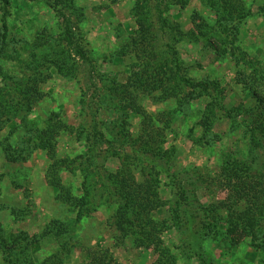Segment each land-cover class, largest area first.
Segmentation results:
<instances>
[{
	"label": "rangeland",
	"instance_id": "obj_1",
	"mask_svg": "<svg viewBox=\"0 0 264 264\" xmlns=\"http://www.w3.org/2000/svg\"><path fill=\"white\" fill-rule=\"evenodd\" d=\"M69 54L73 74L49 64ZM37 69L41 99L7 100ZM137 73L151 76L131 90L155 127L119 101ZM0 90V264H91L89 248L110 264H154L162 248L168 264H264V0H0ZM57 124L53 156L35 144ZM55 159L63 185L91 193L81 219L48 181ZM224 168L253 203L230 212ZM125 169L166 203L161 241L114 226L109 177ZM54 220L67 234L43 235Z\"/></svg>",
	"mask_w": 264,
	"mask_h": 264
},
{
	"label": "trees",
	"instance_id": "obj_2",
	"mask_svg": "<svg viewBox=\"0 0 264 264\" xmlns=\"http://www.w3.org/2000/svg\"><path fill=\"white\" fill-rule=\"evenodd\" d=\"M5 2L9 0H4ZM69 25L71 26V22L68 21ZM66 37L68 42V46L73 47V43L71 41V36L73 35L72 27L68 28L66 31ZM131 43L134 45H137L138 40L134 37L131 38ZM69 49V48H68ZM75 49V52L80 55V57H83L86 59V56L83 55V53L79 50ZM70 51V50H69ZM72 55V51L70 52ZM71 54L65 57L53 59L49 61L50 65L56 66L59 71L62 73L64 70H67L68 74H73L75 71L73 64H68L67 59L71 58ZM42 60L44 61L43 64H46L48 55L41 53ZM39 62V59H35L34 61ZM33 62V63H34ZM39 66V65H36ZM66 66V67H64ZM137 66V65H136ZM175 67H178V63L175 62ZM66 68V69H64ZM177 71V70H176ZM178 72V71H177ZM36 75H31L26 83H23L24 88L18 89L20 91L18 94L22 95L23 97H19L16 95V93L12 89H9L7 91L8 97L7 100L14 98L18 99V104H28L29 106H32V103L34 101H38L41 99V95L38 91V84L41 82H44L48 76L49 73L47 70L37 69L35 71ZM140 76V79L137 78L136 80H133L132 78H129L128 85H125L121 92L118 91V94L121 96L119 101L124 100L126 102L125 108L131 109L134 112L140 113L145 117V121L143 122L144 125L150 124L151 126L155 127V123L150 122V114H147L146 111L137 103V97L134 94V92L131 90V88H136V83L140 81V83H148L151 79L145 78L141 76V74L137 73ZM11 79L12 76H10ZM179 82L189 83L187 79L184 77H181L178 79ZM161 84H163V80L160 81ZM191 84V83H189ZM18 85V84H17ZM175 85L172 87H166V89L163 90L168 96H175V91L173 90ZM157 90V88H156ZM0 93H2V90H0ZM6 101V100H5ZM119 108V107H117ZM9 113V111H8ZM1 115V111H0ZM61 125V123H59ZM59 124L57 125H50L47 127L44 131H40L37 135L39 136L40 140L37 141L35 146L43 147L47 149L53 156L56 155V147H55V138L58 135L59 131ZM134 145V153H140L143 152L140 148H137L135 145L138 143L139 138L132 139ZM159 149L157 148V151L155 153H158ZM62 162H66L65 160H58L55 159L51 166L48 169V181L50 184L54 187L59 188V199L63 202L71 205L72 207H76L78 211V218H82L86 212L88 213L91 210V205L93 204L92 198L90 197L91 193L88 192L87 194H84L82 197H78L73 193V190L70 187H67L63 185L62 178L59 176L58 172L61 168L60 164ZM93 162V161H92ZM225 173L229 172L232 173V175H229L228 177V186L231 189V199L229 202H231V205H229L228 209L230 212L233 210V206H235V201L237 203L242 202L243 200H247L246 202L248 204L253 203V196L254 193L251 189L250 184L247 183L246 178H242L239 181H235V179H239V174L237 170L230 171L228 168H224ZM110 180L114 181L115 184L114 188H111V191L115 189L117 196L121 200V205L117 209V212L114 215V222L115 227L117 230H119L124 235H128L130 232L133 234L140 235L139 238L135 240V242H140L141 244H145L146 239L153 238V241L157 242L156 240H160L159 234L162 231V228L164 226L165 222L156 221L153 218V211L157 210L160 207L165 206V202L161 199L159 191L157 189V186L155 185V182H151L150 180H145L143 182H139L135 175L129 171V169H125V173H118L116 175L111 174L109 177ZM237 182V183H236ZM66 229H64V225H61V222L58 220H54L50 223L49 228L47 231L43 233V235H50L55 234L57 236H61L63 234H67L68 229L65 226ZM1 245V243H0ZM90 250V257H91V264H110L106 262V259L108 258V253L102 250ZM167 251V253H166ZM167 254L169 258H173V255L171 252H169L168 249H160V256L157 258V261L154 264H168L172 263L171 260L167 259ZM166 258V259H164Z\"/></svg>",
	"mask_w": 264,
	"mask_h": 264
}]
</instances>
